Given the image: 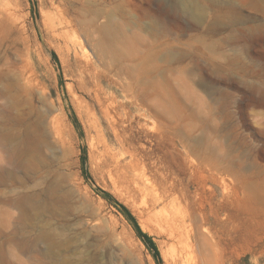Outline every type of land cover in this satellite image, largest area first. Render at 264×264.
Here are the masks:
<instances>
[{
	"label": "rangeland",
	"instance_id": "1",
	"mask_svg": "<svg viewBox=\"0 0 264 264\" xmlns=\"http://www.w3.org/2000/svg\"><path fill=\"white\" fill-rule=\"evenodd\" d=\"M54 1L66 5L79 22L80 41L89 54L94 45L110 43L104 27L113 28L120 45L125 38L132 42L137 52L125 65L117 59L101 65L102 85L121 104V133L144 149L152 167L163 164L170 169L188 193L196 212L192 228L198 260L264 264V0H213L199 22L175 11L176 0H0L1 10L14 13L0 22V71L18 78L23 88L24 77L32 71L43 84L44 98L56 103L55 115H62V95L70 130L73 123L82 140L79 155L70 157L66 171L90 190L95 208L107 220L103 231L84 222L88 236L74 240L61 256L69 264H91L88 256L97 255L98 264H173L166 237L146 222L131 197L114 190L97 171L86 140L87 118L77 101L73 61L63 45L53 48L58 43L49 23ZM46 69L60 73L58 85L54 72L46 74ZM130 77L144 81L139 99L123 96ZM28 95L22 98L33 97ZM39 96L31 98L36 106ZM63 139L73 141L69 131ZM59 150L56 158L65 164ZM0 154L7 156L1 147ZM45 159H50L48 152ZM47 171L43 166L37 175L20 173L25 185L0 187V264H49L45 245L33 248L39 231L18 232L19 211L6 203L31 192L36 183L41 188ZM116 204L152 238L159 258ZM81 212L52 220L57 232L68 224L66 234L74 236ZM6 237L29 244L1 248Z\"/></svg>",
	"mask_w": 264,
	"mask_h": 264
},
{
	"label": "bare ground",
	"instance_id": "2",
	"mask_svg": "<svg viewBox=\"0 0 264 264\" xmlns=\"http://www.w3.org/2000/svg\"><path fill=\"white\" fill-rule=\"evenodd\" d=\"M209 2L214 3L213 0H176L174 10L183 11L192 20L199 22L203 15L201 12ZM51 5L49 23L52 35L58 42L53 48L60 49L63 45L73 61V81L80 94L77 98L81 109L79 111L87 118L86 140L89 142L99 175L109 182L114 190L131 197L144 213L146 222L166 237L167 243L170 244L173 264H207L197 258L192 228L196 212L188 193H185L170 169L163 164L160 167H152V163L145 156L146 153H142L144 149H138L128 140L125 133H121L117 111L119 100L102 85L104 69L101 71V65L109 59L129 62L127 58L137 52L132 42L125 38L120 45L113 28L104 27L103 32L110 43L105 41L100 47L98 44L94 45L89 54L80 41V24L71 17L66 5L55 1ZM4 9H0L1 23L14 15ZM13 20L10 19L9 23ZM145 64L146 61L142 62V65ZM53 72L58 85L59 72L46 69L45 73ZM33 77L32 71L30 76L24 77L25 90L18 78H12L9 73L0 71V99L3 101L0 105V147L7 153L6 158L0 154V187L11 185L16 188L17 185H25V179L20 173L30 177L37 175L41 167H47V177L41 188L39 183H36L31 192L19 194L15 200L6 203L19 211L18 232L28 229L39 231L32 241L33 248L36 250L38 244H44L49 264H69L68 260L61 256V251L70 250L74 240L81 241L80 239L88 236L89 231L84 222L87 225L93 224L92 227H97L98 231H103L107 220L106 216L95 208L90 190L81 185L83 182H79L77 176L73 177V174L67 172V168L71 167L70 157L79 155L82 140L73 123V130H70L64 98L59 95L58 99L62 115H55L56 103L44 98L43 84ZM122 88L123 96L127 99H139L146 86L142 79L134 81L130 77V81ZM27 93L33 97L38 93L40 96L36 99L40 106L35 105V98L31 99L33 97H30V100L22 98ZM66 131L71 133L73 141L65 142L63 134L65 136ZM60 148L63 150L62 158L65 164H61L56 158ZM46 152L50 154L49 160L45 159ZM63 168L65 170H62ZM2 202L0 198V203ZM77 209L82 210V215H79L77 221L78 232H75L74 236L67 235L68 224L64 226L63 233L57 232L58 228L52 220L67 218ZM47 214L51 219L45 221L44 216ZM8 225L6 222L5 228ZM11 243L21 246L29 244L24 239L6 237L1 248ZM98 259V255L88 256L87 262L98 264ZM81 262L84 264L83 260Z\"/></svg>",
	"mask_w": 264,
	"mask_h": 264
},
{
	"label": "trees",
	"instance_id": "3",
	"mask_svg": "<svg viewBox=\"0 0 264 264\" xmlns=\"http://www.w3.org/2000/svg\"><path fill=\"white\" fill-rule=\"evenodd\" d=\"M104 196L106 198L109 199V196L104 194ZM117 207L120 208V210L123 212V214L127 217V219L132 223V225L134 226L138 236L148 245V247L154 252V255L156 258H159V251L158 248L156 246V244L154 243V241L152 240L151 237H149L147 234L143 233L142 230L140 229L138 223L136 222V219L132 216V214L124 207L121 205L116 204Z\"/></svg>",
	"mask_w": 264,
	"mask_h": 264
}]
</instances>
